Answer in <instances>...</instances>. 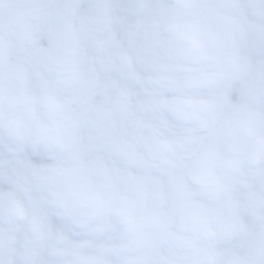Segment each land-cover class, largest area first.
Masks as SVG:
<instances>
[{
    "label": "clouds",
    "instance_id": "clouds-1",
    "mask_svg": "<svg viewBox=\"0 0 264 264\" xmlns=\"http://www.w3.org/2000/svg\"><path fill=\"white\" fill-rule=\"evenodd\" d=\"M0 264H264V0H0Z\"/></svg>",
    "mask_w": 264,
    "mask_h": 264
}]
</instances>
